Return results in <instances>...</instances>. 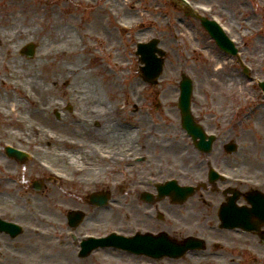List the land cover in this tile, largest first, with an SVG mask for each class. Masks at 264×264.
Wrapping results in <instances>:
<instances>
[{"label":"rangeland","instance_id":"1","mask_svg":"<svg viewBox=\"0 0 264 264\" xmlns=\"http://www.w3.org/2000/svg\"><path fill=\"white\" fill-rule=\"evenodd\" d=\"M209 3L211 8L204 7L205 0H0V107L9 108L14 99V94L1 84L5 76L8 83L22 82L35 98L42 100L44 108L43 112H37V108L27 102V109L18 111L29 127L18 125L17 121L3 122L0 115V157L4 145L11 144L26 148L60 170L73 171L77 163L69 166L66 161H54L45 153L57 144L41 137L34 127L41 131L48 129L55 138L75 139L80 128L78 122L91 121L86 106L95 101L102 111H106L108 119L139 121L152 116L147 118L162 125L164 130L167 125L172 127L176 125L175 119L166 120L165 117L172 114L180 119L177 100L183 75L193 82L192 113L197 120L208 125L218 124L223 117L227 119L232 114L233 107H238L241 112L236 118H242L238 129L246 139H254L255 151L262 157L264 95L257 88L264 80V0H210ZM92 14L96 17L93 25L88 22ZM199 16L215 20L225 29L238 50L236 56L225 53L216 45L201 26ZM120 23L128 28H122ZM16 31L24 32L25 36L1 44L3 35L10 36ZM152 39L158 40V46L165 54L161 75L154 84H148L141 78L139 69L142 65L136 51L138 43ZM28 43L36 47L31 59L20 54L21 48ZM59 47L65 49L64 55L55 58L46 55V50ZM7 50H11V54L8 55ZM4 66L9 72L3 70ZM65 68L74 70L68 83H61L58 79L65 74ZM24 70L28 71L27 78L12 77ZM229 77L239 80L236 88L228 85ZM16 98L19 100L20 96ZM67 106L72 108L71 112L66 110ZM17 129L28 134L17 135ZM177 135L180 138L177 151L181 152L180 149L187 146L186 138L181 132ZM167 136L163 139L161 133L160 137L167 140ZM77 149L75 146L72 151ZM71 153L77 154L70 152L69 155ZM180 155L186 156L187 151ZM0 162L3 163L0 191L9 201L16 200L8 204L4 201V204L18 206L20 214L23 203L34 215L46 212V196L52 195L56 185L44 181L45 189L41 193L32 190L33 181H38L39 175L46 171L30 158L23 163L9 158H0ZM4 164H7L5 169L12 171L6 172ZM17 176L16 188L9 180ZM109 177L123 183L120 177ZM77 186L80 191L82 186ZM109 190L108 201L112 199L114 204L107 205L106 213L100 218L97 209L89 205L85 197L78 201L81 202L78 206L75 205L77 199H71L85 216L83 225L74 233L104 232L123 227V203L127 192ZM63 192V188L58 190L60 195L52 200L53 205L59 203V198H64ZM82 193L86 192L80 195ZM71 203L62 205L59 210L63 222ZM24 218L29 219L27 214ZM66 229L63 225L59 234L70 231ZM59 238L64 239L62 235ZM66 242V247L63 245L66 264H82L77 256H70L73 248L69 237ZM48 245L54 247L50 242Z\"/></svg>","mask_w":264,"mask_h":264},{"label":"flooded vegetation","instance_id":"2","mask_svg":"<svg viewBox=\"0 0 264 264\" xmlns=\"http://www.w3.org/2000/svg\"><path fill=\"white\" fill-rule=\"evenodd\" d=\"M257 91L264 95L260 88ZM65 108L72 110L70 106ZM231 112L227 119L223 117L213 125L198 121L193 114L200 133L194 128L186 132L181 119L172 114L165 118H174L176 125H167L165 130L147 115L139 121L108 119L107 115L102 120L78 122L76 138L66 139L74 141L78 151L83 150L84 156L76 155L85 162L81 166L91 183L80 182L78 164L71 172L54 165L58 177L42 172L39 180L33 181L32 190L41 193L44 181L56 186L51 196L45 195L47 209L39 215H34L25 203L19 206L21 214L18 206L7 207L5 204L16 200L9 201L0 191V264H66L63 248L67 237L72 241L70 256H77L82 264H264V154L259 157L254 139H246L238 129L242 118L236 115L241 109L233 107ZM178 132L187 144L181 152L177 151ZM161 133L163 139L168 135L167 140L160 137ZM186 151L182 157L180 154ZM0 158L20 163L5 152ZM2 166L0 162V171ZM66 175L72 182L65 180ZM109 176L120 177L123 183ZM15 177L9 182L17 188ZM77 185L82 186L80 191ZM61 188L64 198L53 205ZM109 189L127 192L120 230L59 234L63 225L70 231L83 225L85 216L73 229L68 214L78 211L75 207L84 197L97 210L114 204L111 199L106 207L92 205L94 195L109 199ZM83 191L86 193L80 195ZM71 199H77L76 206ZM68 201L72 207L65 211L63 222L59 210ZM49 211L54 213L46 214ZM114 232L122 235V248L99 247L86 257L80 256L85 234L105 238ZM59 235L64 239L60 240ZM49 242L54 247L50 248Z\"/></svg>","mask_w":264,"mask_h":264},{"label":"bare ground","instance_id":"3","mask_svg":"<svg viewBox=\"0 0 264 264\" xmlns=\"http://www.w3.org/2000/svg\"><path fill=\"white\" fill-rule=\"evenodd\" d=\"M209 1L210 0H205V4H204L205 8H211L212 4L209 3ZM95 21H96V17L94 16V14H92V16L90 15V18L88 19L89 24H91L92 22L94 24ZM93 24H91V25H93ZM89 33H91V32H89ZM24 36H25V33L22 32V31L21 32L16 31L13 35H10V36L3 35V37H4L3 39L4 40H2L1 44L6 43L7 41H10L12 38L21 39ZM55 37L57 38L58 36L55 35ZM0 42H1V40H0ZM11 52H12L11 50H7V54L8 55L11 54ZM64 54H65V49L61 48V47H59L57 49L46 50V55L51 57V58H55L57 56L64 55ZM51 61H53V59H51ZM3 70L9 72V69L6 66H4ZM72 70H74V69L65 68L64 69L65 74H62L58 80L61 81V83H64V82L68 83L67 80H68V77L70 76ZM215 73L217 74L219 72H217V70H215ZM12 77H14L16 79H19L20 77L21 78L22 77L27 78L28 77V71L24 70V73L19 72L16 76H12ZM239 83L240 82H239L238 79L229 77L228 85L230 87L233 86V88H236V86L239 85ZM1 84H2L3 88L8 89L11 93L14 94V99H12L13 103L10 104L9 108L6 109L5 107L4 108L0 107V115L2 117L3 122H6V121H9V122L10 121L11 122L17 121L18 125L21 124V125H23L25 127H29L30 125L25 121V119L20 117L17 113H18V111L20 109H23V108L27 109V107H26L27 106L26 105L27 102L29 104H32L34 107H36L37 108V110H36L37 112H39V111L43 112L44 108H43L42 100L38 99V98H35L34 94H32L29 90H27V88L25 87V85L22 82L21 83H17L15 81H11L10 83H8L7 79L5 78V76H3L2 80H1ZM17 95L20 96L19 100L16 98ZM97 104H98V102L95 101V102H93V105L92 104H88L86 106V114L89 116L88 117V118H90L89 120L97 119V118H103L106 115L105 114L106 111H102L100 106H98ZM34 130L41 137L47 138L49 140V142L52 141L53 143L58 145V146L57 145L54 146L52 149L50 148L49 151L45 152L47 155L51 156L54 161H60V159H62L63 161H66L69 166H73L74 164L77 163L78 164V168L76 169V171L80 172V174H82V176L80 177V182L82 184H86V183L88 184L89 182L91 183V181L85 175V174H87V173H85L86 172L85 171V167L81 166L82 159L79 160V157H77V155L74 154V153L73 154L71 153L69 155L70 152H75V153H77V154H79L81 156H84L83 155V150H81V151H78V150L72 151V148L76 146V143L74 141H72L70 139H66V138H62V139L53 138L51 136V134H50L48 129H44V130L41 131L40 128L34 127ZM16 133H17V135L23 134L24 136L28 134L25 130L21 131L20 129H17ZM38 162L42 166H44L43 161L38 160ZM56 171L57 170H55L54 173L60 175V173L58 171L57 172ZM64 178H65V180L67 182H72V180H71L69 175H66ZM97 211H98L97 212V217L98 218H100L101 216L104 215V213H106L104 209L103 210L102 209H98Z\"/></svg>","mask_w":264,"mask_h":264},{"label":"water","instance_id":"4","mask_svg":"<svg viewBox=\"0 0 264 264\" xmlns=\"http://www.w3.org/2000/svg\"><path fill=\"white\" fill-rule=\"evenodd\" d=\"M202 25L208 31L210 36L216 41L217 45L232 55L236 54V49L233 44L228 40L224 35L222 30L215 22L208 21L204 18H201ZM158 41L154 40L146 45H140L138 54L141 55V62L145 65L140 68L142 72L144 81L148 83H155V80L161 75L163 67V59L157 58L156 54L160 57L164 56V53L157 48ZM35 45L28 44L24 47L21 54H24L28 59L34 56ZM260 87L264 89V83L260 84ZM181 96L179 100V107L182 112L184 127H192V119L189 114L190 109V97L192 92V84L188 77L183 76L180 84ZM11 152V151H10ZM79 215L75 218H71L72 223L78 219Z\"/></svg>","mask_w":264,"mask_h":264}]
</instances>
